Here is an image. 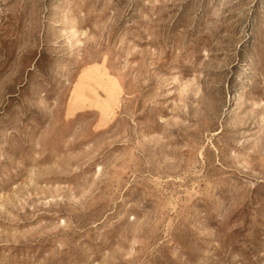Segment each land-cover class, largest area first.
Returning a JSON list of instances; mask_svg holds the SVG:
<instances>
[{
  "label": "rangeland",
  "instance_id": "1",
  "mask_svg": "<svg viewBox=\"0 0 264 264\" xmlns=\"http://www.w3.org/2000/svg\"><path fill=\"white\" fill-rule=\"evenodd\" d=\"M0 264H264V0H0Z\"/></svg>",
  "mask_w": 264,
  "mask_h": 264
}]
</instances>
